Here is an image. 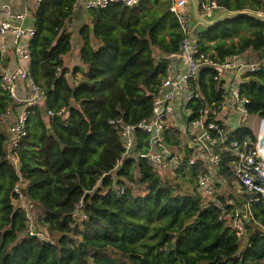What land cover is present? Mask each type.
Segmentation results:
<instances>
[{"label": "trees", "instance_id": "1", "mask_svg": "<svg viewBox=\"0 0 264 264\" xmlns=\"http://www.w3.org/2000/svg\"><path fill=\"white\" fill-rule=\"evenodd\" d=\"M212 1L229 11L264 12V0ZM77 3L41 0L35 12L28 69L46 98L31 108L27 135L13 149L18 165L9 158L11 136L0 119V264H264V202L248 208L249 194L241 186L236 194L215 192L223 209L208 202L199 189L201 167L189 164L190 148L179 129L170 127L166 135L184 157L173 179H164L140 157L149 148V135L140 129L134 155L116 168L124 152L117 120L137 124L152 116L168 72L167 55L181 49L185 35L171 10L173 0L90 8L93 26L81 29L87 69L73 85L64 56L73 48L67 23ZM195 36L199 51L222 63L262 51L264 22L227 19ZM216 74L210 66L201 69L202 97L189 102L190 121L224 101V81ZM240 88L248 113L264 118V58ZM12 102L0 81V116ZM63 108L65 114L56 115ZM234 140L254 146L257 137L243 124L225 143L219 140V174L231 187L237 184ZM18 183L39 208L36 227L48 230V239L28 232L26 211L15 204ZM239 219L242 236L232 224Z\"/></svg>", "mask_w": 264, "mask_h": 264}, {"label": "built area", "instance_id": "2", "mask_svg": "<svg viewBox=\"0 0 264 264\" xmlns=\"http://www.w3.org/2000/svg\"><path fill=\"white\" fill-rule=\"evenodd\" d=\"M35 1L39 6L41 0ZM179 1L173 0L171 10L175 12L180 28L185 35L181 49L179 52L167 55L169 59L168 72L154 97L152 116L137 124H126L122 119L117 120L124 152L122 159L118 160L116 168L122 164L124 158L134 155L137 144L136 131L138 129L149 135V148L146 152H141L140 157L146 158L155 172L164 175L167 170L174 171L179 168L183 163V154L168 144L166 135L170 127L180 129L179 127L185 123L187 140L184 139V141L190 148L188 162L190 165H200L201 167L197 175L199 189L208 202H214L223 209V204L215 200L217 186L214 183V178L219 172L218 166L222 161L217 146L220 139L225 143L229 138L232 131L229 126V119L235 109L239 112V120L244 117L250 118L252 115L248 113L245 107L248 99L241 96V82H235L233 78L230 80L226 78V70L238 65L237 58L239 55L229 57L221 63L214 60L209 53L200 52L197 38L193 35L190 27L191 14L187 8V0H184L183 7L178 5ZM78 2H84L88 8H98L106 7L112 2L137 6L141 0H78ZM215 7H219L216 1L208 0L204 2L201 7L202 14H210ZM27 15L26 10L16 12L8 4L0 2V48H5V42L10 36L15 52L21 58L29 55L30 41L35 33V25H23ZM180 60L185 62L186 67L184 70L177 72V67L173 62ZM205 66L215 68L217 70L215 78L224 81L225 99L219 106L209 107L202 113L200 118L190 121L192 109L188 107V104L194 99L202 97L199 73ZM258 69H260V63H252L249 65L247 72ZM20 80H26L30 84L31 93L25 98L18 91ZM0 81L2 89L10 95L13 101L25 104L19 110L12 127L9 158L10 160L15 159L18 163L17 154L13 149L18 145L21 138L27 135V122L31 108L44 103L46 92L43 87L32 79L29 69L25 66H18L14 70L0 68ZM65 112L66 109L63 108L56 115L63 116ZM48 114L54 115L55 113L49 111ZM253 120V122L257 120L255 123L256 130H254L257 141L254 146L249 140L242 142L234 140L230 145L232 154L236 157L233 171L237 183L249 194L248 208L253 203L264 202V118L258 116ZM177 122H180V125ZM181 134L183 133L181 132ZM21 188V183H18L15 192L19 195L20 202L29 201L26 205H23V208L26 211L28 221L32 222L33 212L31 211H33L34 204L26 199ZM123 191L124 188H121V192ZM235 229L239 236H242L245 229L241 219L237 220ZM39 230V228L34 227L33 222L29 224L28 232L31 235L40 237Z\"/></svg>", "mask_w": 264, "mask_h": 264}, {"label": "crops", "instance_id": "3", "mask_svg": "<svg viewBox=\"0 0 264 264\" xmlns=\"http://www.w3.org/2000/svg\"><path fill=\"white\" fill-rule=\"evenodd\" d=\"M1 3L8 4L11 6V8L16 12H23L27 11L28 15L26 19L23 21V25L30 26L35 25V12L38 8L37 2L35 0H0ZM178 5L180 7L184 6V0H180L178 2ZM188 8V6H187ZM189 9V8H188ZM84 25H89L90 27L93 26V20L90 14V8L86 6L84 2H78L75 7V12L72 16V18L67 23V29L72 34V44L73 48L72 50L64 56V64L65 67L68 68L69 73L68 76L71 78L73 85H78L79 80L83 77L84 72L87 68L85 64L83 63V60L81 58V50H82V44L83 40L81 37V29ZM1 44V41H0ZM158 56L161 57V52L158 51ZM262 57L259 53L255 52H247L243 55H239L237 58L238 65L232 69L226 70V78L230 80L231 78L236 80L237 82H241L245 75L242 77L244 73L247 72V69L250 64L252 63H260ZM30 63V52L29 55L25 58H21L16 52L13 45L12 38L9 36L8 39L5 42V48H0V68L3 70H14L18 66H25L29 67ZM173 64L177 67V72H180L185 69L186 64L184 61H174ZM77 72V76L74 75L75 72ZM235 81V82H236ZM18 91L19 94L25 98L30 95L31 88L30 84L26 80H20L18 82ZM25 104L22 102H15L13 101L9 107V110L0 116V119L2 121L3 129L9 133L10 136H12V127L13 124L17 118V115L19 114V110L24 107ZM258 117L257 115H252L250 118ZM239 118V112L237 109L233 112L232 116L229 119V126L230 129L233 131L238 126H241L243 124H247V121L243 123V118ZM182 122V120H180ZM180 125V122H177ZM11 149V143L9 144V150ZM11 161L14 164L18 163L15 161V159H11ZM216 178H219V181L221 183V186H224L225 184L229 185V183L226 181V179L217 172ZM235 185V187H231L230 191L227 192L228 189L225 188H218L217 191L219 193H224L226 195H230L232 193L236 194L239 190V185L236 182L232 183ZM22 187V185H21ZM27 199V198H26ZM229 200V202H231Z\"/></svg>", "mask_w": 264, "mask_h": 264}, {"label": "water", "instance_id": "4", "mask_svg": "<svg viewBox=\"0 0 264 264\" xmlns=\"http://www.w3.org/2000/svg\"><path fill=\"white\" fill-rule=\"evenodd\" d=\"M187 6L191 14L190 27L194 36L202 28L215 27L227 19L248 16L264 22V12L261 11L251 9L229 11L225 8L215 7L211 10L210 14L204 15L201 10V0H187ZM259 54L264 58V49Z\"/></svg>", "mask_w": 264, "mask_h": 264}, {"label": "rangeland", "instance_id": "5", "mask_svg": "<svg viewBox=\"0 0 264 264\" xmlns=\"http://www.w3.org/2000/svg\"><path fill=\"white\" fill-rule=\"evenodd\" d=\"M246 73H244L243 75H242V77L245 75ZM236 81V80H235ZM226 82V81H225ZM247 121V124H248V126L250 127V128H252L253 130H256V128H255V123L257 122V120H255V122H253L254 120H253V118H246V117H244L243 118V123L244 122H246ZM184 125H185V123H184ZM180 126L179 128L181 129H179L183 134H181V137H182V139H183V141H184V139H185V141L187 140V137L185 136V135H187V130H186V127L185 126ZM183 135V136H182ZM174 175H175V172L173 171V170H167V172H165V174L164 175H162L163 177H164V179H173V177H174ZM214 183H215V185L218 187V188H225V189H228L229 188V190H227V192L228 191H230V189H231V186H230V184L229 185H227V184H225L224 186H221V183H220V181H219V178H214ZM233 187H235V185H233ZM29 201H22V202H15V204L16 205H20L22 208H23V205H26L27 203H28ZM30 203H33L32 201L30 202ZM34 204V203H33ZM31 212H33V217H32V222H33V225H34V227H36V225H38L37 224V218H38V214H39V208L38 207H34L33 208V211H31ZM32 215V214H31ZM32 222L31 221H29V224H32ZM232 224H233V226H236V224H237V220H235V222H232ZM42 228H40V233H41V235H40V237L41 238H43V239H48V237H50V234H49V232H48V230H44V229H42Z\"/></svg>", "mask_w": 264, "mask_h": 264}]
</instances>
